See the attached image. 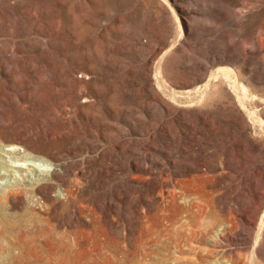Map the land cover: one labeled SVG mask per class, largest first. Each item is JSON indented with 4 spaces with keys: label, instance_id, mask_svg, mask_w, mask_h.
Returning <instances> with one entry per match:
<instances>
[{
    "label": "rangeland",
    "instance_id": "obj_1",
    "mask_svg": "<svg viewBox=\"0 0 264 264\" xmlns=\"http://www.w3.org/2000/svg\"><path fill=\"white\" fill-rule=\"evenodd\" d=\"M0 264H264V0H0Z\"/></svg>",
    "mask_w": 264,
    "mask_h": 264
},
{
    "label": "bare ground",
    "instance_id": "obj_2",
    "mask_svg": "<svg viewBox=\"0 0 264 264\" xmlns=\"http://www.w3.org/2000/svg\"><path fill=\"white\" fill-rule=\"evenodd\" d=\"M8 150H16L17 149V147L16 146H14V145H12V146H9L8 148H7ZM22 164V163H21ZM41 164V163H40ZM23 165V164H22ZM44 167H46V166H44ZM47 168V167H46ZM46 231V230H45ZM47 234V233H46ZM61 240V239H60ZM63 240V239H62ZM60 246H61V244H60ZM52 251V250H51ZM55 251V250H54ZM71 251V250H70ZM65 252V251H64ZM68 254H69V251H68ZM37 255V254H36ZM68 258V257H67ZM109 260V259H108Z\"/></svg>",
    "mask_w": 264,
    "mask_h": 264
}]
</instances>
